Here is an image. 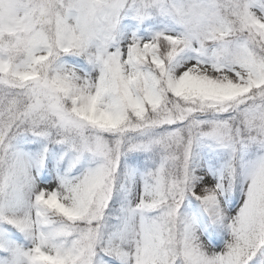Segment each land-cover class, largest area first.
I'll use <instances>...</instances> for the list:
<instances>
[{
	"label": "snow or ice",
	"instance_id": "obj_1",
	"mask_svg": "<svg viewBox=\"0 0 264 264\" xmlns=\"http://www.w3.org/2000/svg\"><path fill=\"white\" fill-rule=\"evenodd\" d=\"M0 264H264V0H0Z\"/></svg>",
	"mask_w": 264,
	"mask_h": 264
}]
</instances>
